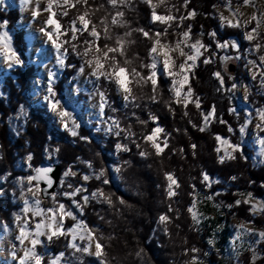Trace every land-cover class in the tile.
Returning <instances> with one entry per match:
<instances>
[{"label":"rangeland","instance_id":"1","mask_svg":"<svg viewBox=\"0 0 264 264\" xmlns=\"http://www.w3.org/2000/svg\"><path fill=\"white\" fill-rule=\"evenodd\" d=\"M171 1L172 0H164L163 4H159L158 0H153V3L157 4L155 9L156 12L160 14L158 11L164 10L167 14L177 16L178 8L175 5V7H172L173 5H170V3L172 4ZM92 2H94V4L100 3V5H103L105 8V4L101 2V0H92ZM227 2L228 0H219V4L214 8L212 18L216 20L217 30L210 28L207 34H201L200 39H197L203 44H205L203 41L205 38L212 41L208 44L210 46V50L206 52H204L203 49L201 50L203 55L197 59L196 67L188 73L189 81L184 86L182 92H187L189 87L193 92L191 79L201 59L211 56L213 61L218 62V65L221 68L220 73L224 78L223 88L220 89L230 96L231 103L228 112L229 115L235 117L234 122L237 124V128H235L227 123V125L231 126L233 129V131L229 133L234 136L238 130L239 141L238 143H235L230 137H224L220 134L218 135L229 140L233 144H239L243 149L244 155V149L251 151L253 154L248 156V158L253 165L258 167L264 164V146H262L259 142L260 139L264 138V131H261L256 127L257 124L261 123L259 119V110L264 109V101L259 100V98L264 99V87L260 86L259 77H257L256 80L252 79L250 73L252 66L248 65L247 62L249 60H257L258 62V56L264 54V48H261L259 53L250 52V49L256 41L249 42L244 39V33L250 31L256 26L255 21L248 23L247 27L232 28L228 26L226 21L222 22L220 20L221 13L225 17L231 18L230 12L226 8ZM254 2L256 4V8L251 6H241L243 4V0H231V7L233 9L239 7V12L243 14L241 17L242 24L249 21V18L252 16L253 12L257 10V8L259 9V12H264V0H254ZM34 6V3L23 4L22 0H2V2H0V12L8 13L9 10H17L19 12V20L13 28L9 27L8 21L0 19V23L5 21L7 22L6 27L0 28V32H8L11 37V47L20 55L24 62L23 66H10L4 59L3 55L0 54V101L4 103L6 108L9 107V110H11L10 116L6 119L8 126L5 135L6 137L3 141L5 142L4 145L2 144L0 136V242L4 241L7 246V253L0 256V264H19V259H13L12 253L15 252L17 258L22 257L24 247L30 246L27 241L25 242V245L22 246L16 239L19 234V227L24 222V220L17 221V217H24V219L28 221H32L33 219L39 221L40 219L39 217L33 218L31 212L25 216L22 209L24 208L25 199H28L30 202L34 200L32 194L28 192V188L36 187L38 185L34 180L31 184H29L27 178L34 176L35 169L43 160H46L51 164H59L62 167V176L60 181H64V186L61 187L59 182V186L55 194L56 200L59 203H64L67 207H72V202L68 197L60 195V193L71 191V189L68 188V184H72L74 187L83 185L88 189V181L82 180L84 175L93 177L89 180V182L93 180L96 184H100L98 186L96 185L97 187L92 189L91 192L95 191L97 188H103L106 194H112L114 205L115 203H119L118 201L120 199L117 198V191L120 190L121 192H126L128 185H144V187H147L149 183L150 187L155 186L156 192H151V196L153 198L151 199V202L153 203L154 200L155 206L159 208V212L161 213L157 220H155L150 239L154 238L159 241V245H161L164 241H170V244L173 245L170 249L173 250L174 241L171 240L168 235L169 223L162 224L159 221V217L162 214H166L164 212V207L168 206L169 199L167 198L165 191L167 181L165 176V182L164 180L162 182H159L161 180L156 181L158 178H155L156 175L159 174V171L155 168L154 164L163 163L162 166H165L164 163H177L178 159H180L179 163H185L186 154H184V150L183 152L178 150L179 146L182 143H185L184 134L181 132L180 128V119L175 116L172 109L168 106L169 103L167 97L161 98L159 93H156L157 100L155 102L150 98L145 97L148 103L152 101L150 109L153 107V109L155 108L158 110V113H153L152 111L147 112L145 108L141 107L142 104L137 102L136 105L138 106L129 104V106L125 108L124 102L116 91L114 85L108 84L103 79L96 81L94 77L90 76L91 69L86 65L83 73L79 71V68L84 65V58L76 53L75 59L78 61L79 67L76 69L72 77L69 78L68 88H66L63 92L56 90L58 97L63 98V102L67 105L69 110L74 111L77 121L80 123V128L78 129L79 135L77 137H72L70 133L63 129L55 116L48 110L44 100L45 86L49 71H55L57 73V80L55 84L56 89V86L64 76L67 67L60 68L56 65L54 51L50 44L46 42V38L43 37L40 32L42 21L47 18L48 13H43L40 17L33 19L32 10ZM109 6L113 12L107 10V14L104 15V17L108 18V21L111 20L112 15H114L116 11H122L124 13L122 18L118 17V19L123 22L124 26L114 25L115 27H118L119 30L118 32L113 33V37L116 35H123L125 32L131 31L132 35L128 37V39L133 40L136 32L134 29L137 28V24H141L146 20H148L150 24H153L151 22L152 9L149 5L144 3L143 0H127L124 5L119 6L118 8H113L111 5ZM40 7L41 9L46 7V0H41ZM6 9L7 11H5ZM169 9H171V13H169ZM53 10H56L55 6ZM194 17L190 19H193ZM63 18L65 17H62L58 12L57 19L61 22ZM178 21L181 26L183 22L180 20L170 23ZM69 24L70 23L62 25L68 26ZM187 29H182L180 32ZM227 29L238 31L240 38H222V33H224ZM156 30H158V28H156ZM22 31L26 34V54L19 49V46L16 44L17 42H15L18 37V33ZM259 31L262 36H264V21L261 22ZM180 32L173 30L168 32L166 36L161 37V39L162 41H175L179 38ZM212 32L217 33L216 39L235 40L240 47L239 53H237L231 45H229L227 49H217L213 38L210 36V33ZM190 35L191 40L189 43L195 42L196 38L192 31ZM61 39H68V37H62ZM102 42L103 44L113 43V41L107 40H103ZM83 47L84 45H82L80 49L78 48L77 52L82 51ZM184 50L185 52L190 51L188 48H185ZM225 55L232 57L239 55L240 59H231L225 62L221 59V57ZM69 58L70 55L68 53L66 64ZM183 59V57L176 59V64L179 65ZM30 66L35 67V75L31 79L28 91H22L20 87H18L17 83H14L15 90L14 88L10 89L8 79L12 78V80H14L12 71L18 69L25 71L27 67ZM161 79L165 81L167 91L169 92L171 98L175 101L174 93L171 91L172 80L161 76L158 81V86ZM227 82L231 84L229 85ZM233 84L237 85L236 89L234 91H228ZM149 87L151 88L150 83L144 85L143 89L145 94L150 97L152 95V91L149 93ZM97 88L105 91V94L112 103V107H105L103 116H101L100 109L98 107L99 97L96 95ZM195 98L197 97L193 92L192 99L195 100ZM12 105L15 106V110L11 109ZM113 108L116 110L113 111ZM232 109H235V112H233ZM33 115L38 116L36 119L38 120V124L32 123L34 130L37 129L34 133H37L38 139L43 135H45L46 139V145L44 150L41 152L40 159H38L35 151L33 150L32 142L27 138L21 137V134H25L27 132V128L31 125V122L34 121V119H31ZM152 116L157 118L159 126L164 129V132L160 133L159 139L161 141L167 139L168 141V147L165 148L163 154L160 156L155 155V150L150 146V143H145L143 139L144 136L151 133L152 129L149 130L150 126L153 125V128L156 126V122L151 119ZM109 117L118 119L122 128L130 127L131 131L135 133V136L132 139H128L125 138L124 133H121V135L117 137L108 132V125L111 123L108 119ZM216 119L215 109V118L210 119L209 124L205 129H208L211 124L216 121ZM141 121H146L147 123H141ZM249 121H251V123H249ZM241 126H246L244 134H241L239 131ZM83 130L85 133H88L83 135ZM81 136L88 137L90 142L80 139ZM78 138L80 139V142L76 141ZM118 143L127 145L130 151H118L116 149V144ZM137 143L140 144V148L136 147ZM175 145L177 150L168 154V149ZM161 146L163 147V144H161ZM217 148L220 149L218 152L219 158L223 156L226 151L231 152V149L227 144H221L218 141ZM57 149H59V151H57ZM181 149L182 148H180V150ZM145 150L150 153L147 158L139 155L141 151ZM237 153L239 152L233 153V155H236ZM29 157H31V159H29ZM125 161H130V164L125 163ZM225 161L229 160L226 159ZM89 164H91V167H89ZM69 168L76 172L77 175L74 177H64V172ZM116 168H120V172H116ZM101 169L106 170L105 176L109 179V184H102L103 178H101V180L95 179L93 174L98 173ZM144 172H147V175L149 176V178H145L146 181L141 178L142 175H145ZM166 172L173 173L177 178V174L174 172L168 170L164 171V173ZM210 178L219 182L212 183L210 187L206 182H203L205 187L203 191L202 189H196L195 195H193V202H195L196 205L195 210L198 214H200V222L198 224L194 223L198 228H206L210 231L208 243L209 241H212V243H209V251L206 255L208 256L213 252V250H215L219 254L234 260L238 264L239 256L246 251H250L253 257H256L255 261L258 260L261 258L259 244L264 241L260 239L258 234L264 231L255 226L253 223L242 222L237 220L234 216L229 215L226 207L221 206L213 199L212 196L205 193L204 191H210L213 185L220 183L219 178ZM140 181L143 183H139ZM38 186L41 189L40 185ZM178 189H176V191ZM90 193H81L80 196L76 197V199L79 200L82 195ZM248 194L249 193L246 192L239 194V200L241 203H243V201L247 198ZM207 197H211V199H207ZM252 197L253 202L264 201V199L254 197L253 195ZM39 199L41 200V208L48 209L54 207L52 196L49 200H47L49 203V206L47 207L42 204L43 200L41 192L39 194ZM62 200H64V202ZM93 202L100 203L93 199L86 205ZM86 205H84L82 214L75 208H73V211L77 213V220L82 221L87 228L91 229L87 222L81 219V216L84 215ZM247 205L250 206V204ZM121 206L124 207L125 204ZM250 213L253 217L264 216V213L261 212L253 214V212L250 211ZM66 219L67 218L64 220L65 229L71 227L66 226ZM242 224L250 231L241 229L239 226ZM29 227L34 230V225L32 223L29 224ZM165 228H167V233L165 232ZM95 229L98 231L100 230V227L97 225ZM63 237H68L67 247L70 249V252H62L64 254V258L61 261V264H99L97 258L92 255L74 252V250L69 247L71 237ZM41 239L44 243L42 245H38L36 250L44 257L42 264H50V261L59 256L61 253L55 255L49 246L50 241H48L45 237H41ZM76 243L83 246L84 244H87L88 241L85 240L81 242L77 239ZM160 254L165 256L162 252ZM194 254L198 255L199 253L196 252ZM192 255L193 254H181L180 256H177V260L180 262L179 264H191L193 257H197V264H209L205 258ZM169 256L170 253L167 254V257ZM47 258L48 262L45 263L44 260ZM90 258H93L96 261H88Z\"/></svg>","mask_w":264,"mask_h":264},{"label":"snow or ice","instance_id":"2","mask_svg":"<svg viewBox=\"0 0 264 264\" xmlns=\"http://www.w3.org/2000/svg\"><path fill=\"white\" fill-rule=\"evenodd\" d=\"M2 2V0H0ZM127 0H107V3L113 8H118L119 6L124 5ZM144 3L149 5L152 9L151 12V22L153 24L160 23L166 27L163 31L160 30H145L143 27L134 29L142 34V36L151 41V47L148 51L149 62L144 63L141 60L138 66H134L133 60L127 58L128 46L135 43V41L128 39L132 35L131 31L125 32L123 35H113L110 33L109 25H120L124 26L123 22L118 19L122 18L124 13L122 11H116L110 21L107 17H104L100 20L99 25L93 23L89 18L90 14H93L95 10L89 6V0H46V7L41 9L40 4L41 0H22L23 4H33L34 8L32 10V17L36 19L40 17L43 13H48L47 18L42 21V26L40 32L43 37L46 38V42L50 44L51 48L55 54L56 65L60 68L69 67L70 65L66 64L68 48L65 45H70L73 52H76L77 48L80 45L73 43L78 39V35H83L87 33V36L90 39H85L83 41V50L77 52V55L84 58V65L79 68L81 73L85 70V65L91 69L90 76L94 77L96 81L103 79L108 84L114 85L116 91L121 96L124 107H128L129 104L136 105L137 97L134 95V88L142 87L147 84H151L152 95L149 97L152 101L157 100V88L158 81L161 76L167 77L172 80L171 91L174 93L175 103L183 104L187 108L189 103H194L195 107L199 109L201 107L199 97L192 99L193 92L189 87L187 92H182L184 86L189 81L188 73L191 72L193 68L196 67V61L199 57L203 55L201 51L204 52L210 50V46L203 44L200 40L189 43L191 40V27L187 30L179 33V38L175 41H162L161 37L166 36L168 33V28L171 27V23L176 20L183 21L185 19H190L196 15L195 10L189 11L187 15H181L179 17L173 16L171 14L163 15L156 12L157 4L153 3V0H143ZM159 4H163L164 0H158ZM189 0H185L184 7L187 8ZM77 5H80L83 8V11L79 12L70 22L68 26L62 25L59 19H57V13L62 17H67L69 14V9L77 8ZM55 6L56 10H53ZM241 6H251L256 8L254 0H243ZM99 7H103L100 5ZM172 7H175L174 5ZM227 10L230 12L231 18L225 17L222 13L220 14V20L222 22H227L228 26L232 28L238 27H247V24L251 21L256 22V26L250 31L244 33V39L249 42L256 41L253 47L250 49V52L259 53L261 48H264V36L260 33L259 29L261 22L264 21V12H259V9L253 12L252 16L249 18V21L241 23L242 13L239 12V7L233 9L231 7V0H228L226 5ZM171 13V9L168 10ZM7 22L0 23V28L6 27ZM178 27L180 25L178 24ZM71 34V35H69ZM101 36L104 40L113 41V43L100 44ZM210 36L215 42L217 49H227L229 45L236 50L237 53L240 51L239 45L235 40H220L216 39L217 33L212 32ZM62 37H68V39H61ZM185 48L190 49L189 52H185ZM0 54L3 55L4 59L9 63V65H19L23 66V60L20 55L11 47V37L8 32H0ZM183 57V61L177 65L176 59ZM123 58V59H121ZM137 59H140L138 56ZM225 62L231 59H240V56L235 57L225 55L221 57ZM203 62L205 64L213 63V58L211 56L205 57ZM248 65H251L250 73L253 80H256L259 77V83L261 87H264V54L258 56L257 60H249ZM142 69H147L148 72L145 75ZM214 76L220 82V88H223L224 78L220 72L214 73ZM57 80V73L55 71H49L47 75V83L45 86V96L44 100L48 107V110L55 116L57 121L66 130L72 137H77L79 135L78 129L80 128V123L77 121V117L74 111L69 110L67 105L63 102V98L58 97V93L55 89V84ZM237 85L233 84L228 91H234ZM220 90V89H218ZM96 95L99 97L98 107L100 109V114L103 116L105 107H112L111 101L108 99L105 91L96 89ZM183 97V98H181ZM246 99V97H245ZM113 111L116 109L113 108ZM171 110V109H170ZM235 112V109H232ZM184 115H188L187 112ZM204 127H201L199 130L204 131L208 126L211 118H215V107L213 106L209 112L202 113ZM251 115V114H249ZM111 123L108 125L107 131L113 135L119 137L121 133L125 134V138L132 139L135 136V133L131 131V128H122L120 126V121L116 118H108ZM152 121L156 122V126L152 129L150 134H147L143 137L145 143H150V146L155 150V155L160 156L163 154L165 148L168 147L167 139L161 141L159 139L160 133L164 132V129L159 126L157 118L155 116L151 117ZM259 119L260 124H257L256 127L261 131H264V109L259 110ZM141 123H147L146 121H141ZM220 123L227 124V121L220 120ZM251 123V121H249ZM195 127V125H193ZM246 126H241L239 131L241 134H244ZM179 131V130H177ZM229 132H232L233 129L231 126L228 128ZM216 140L221 144H227L231 149V152H225L223 156L219 158L220 163H224L225 160H234L236 157L233 153L240 152L243 153V149L239 144H233L229 140L217 135ZM80 139L90 142L88 137L81 136ZM135 142V141H133ZM260 144L264 146V138L260 139ZM163 144V147L161 146ZM137 148H140V144H136ZM196 145L192 144L191 148L193 149V154H195ZM116 149L118 151H130L127 145L116 144ZM59 151V149H57ZM183 152V149L180 150ZM220 149L217 148V152ZM140 156L147 158L150 153L146 150L139 153ZM31 159V157H29ZM125 163L130 164V161H125ZM91 167V164H89ZM37 175L28 177V183L31 184L33 180H44L48 187L51 188L53 185V180L49 177V173L52 172L51 168H38L35 169ZM105 169H101L98 173H94V177L97 180L102 179V184H109L110 181L105 176ZM116 172H120V168L115 169ZM64 177L76 176L77 173L72 171L69 168L64 172ZM167 185L165 188L167 198L171 200L173 197L179 195L176 191L180 187V184L173 173L166 172L164 173ZM92 176L84 175L82 177L83 181H89L92 179ZM235 179V177H233ZM202 181L206 182L210 187L212 183H218L219 181H214L210 176L205 172L202 173ZM60 186H64V181H60ZM68 188L71 191H65L60 193L65 197H68L72 202V207H67L64 203H59L56 200V194L52 195V200L54 202V207L44 209L41 208V200L39 199V194L42 191L39 186L29 187L28 192L32 194L34 200L30 202L28 199L24 200V208L22 212L25 216L31 212L32 217H39V221L33 219L32 221L25 220L24 217L18 216L17 221L24 220V222L19 227V234L16 239L19 243L24 246L27 241V247L23 249V256L17 258L16 253H12L13 259H19V264H42L44 257L37 252V246L42 245L44 241L41 237H45L48 241H51L54 237L58 236H70L69 247L74 250L76 253L88 254L97 258L99 264H108L106 259L107 253L105 252V245L100 243V239L96 238L93 229L87 228L82 221L77 220V213L73 211V208L79 210V213H83L84 205L88 204L91 200H97L100 203H107L109 206H114L112 199V194H106L103 188H97L95 191L87 195H82L79 200L76 199L77 196H80L81 193H87L89 190L80 185L74 187L72 184H68ZM194 192L192 195H195V185H193ZM44 194L47 195V190L44 189ZM216 195H219L217 193ZM211 199V197H207ZM119 204L124 205L126 201L122 198L119 199ZM241 201H235V204L240 205ZM245 204H250V211L255 214L256 212L264 213V201H255L253 202L252 194L249 193L247 198L243 201ZM233 205H229L231 208ZM195 202L188 208V211L191 213L192 220L195 223L200 222V214L195 210ZM169 211H173L171 205H169ZM65 218H70L73 221H76L70 228L65 229L64 220ZM159 221L162 224H168L172 222V217L167 214H162L159 217ZM34 225V230L29 227V224ZM245 231H250L245 227V225L239 226ZM167 233V228H165ZM259 237L261 240H264V232H260ZM239 238V234H238ZM79 239L81 242L87 240L88 243L77 244L76 241ZM212 243V241H209ZM94 248V251H93ZM142 251V250H141ZM193 253L198 252V249H191ZM64 258V254L61 253L59 256L53 258L50 261V264H61V261ZM255 256L253 257V264L255 262ZM197 257H193L191 264H197Z\"/></svg>","mask_w":264,"mask_h":264},{"label":"trees","instance_id":"3","mask_svg":"<svg viewBox=\"0 0 264 264\" xmlns=\"http://www.w3.org/2000/svg\"><path fill=\"white\" fill-rule=\"evenodd\" d=\"M105 5L104 7H99V4H94L92 0H89V6L95 10L93 14H90V19L93 23L99 25L101 19L107 14V10L112 9L105 0H101ZM172 4L178 8L177 17L181 15H187L189 11L195 10L196 15L193 19H185L181 22L180 27L178 24L180 22L171 23V27L168 28V32L173 30L181 31L182 29H187L191 27V31L194 34L196 40L201 34H207L209 29L214 28L217 30L216 20L212 18L214 13V8L219 4V0H189L187 8L184 7L185 0H172ZM7 11V9L5 10ZM83 11L80 5L77 8L69 9V14L67 17L61 20L62 24L70 23L71 20ZM160 14H167L164 10H159ZM19 12L17 10H9L8 13L0 12V19L9 22V27L13 28L19 20ZM137 28L143 27L145 30H158L163 31L166 27L160 23L150 24L148 20L141 24H137ZM183 26V28H182ZM110 33L118 32L119 28L114 25H109ZM136 28V29H137ZM25 32L18 33L16 38V44L19 49L26 54L27 45L25 41ZM101 45H103V36H101ZM222 38H240L238 31L227 29L222 33ZM85 39H90L87 33L83 35L78 34L77 41L73 43L80 45L79 49L83 45ZM133 41L135 43L128 46L127 58L133 60L134 66H138L143 60L144 63L149 62L148 51L151 47V41L144 38L141 33L135 32ZM206 45L210 44L209 39L205 38L203 40ZM68 48V53L70 58L68 59L67 70L64 76L56 86V90L63 92L68 88V80L72 77L76 69L79 67L78 61L75 59L76 52L72 51L70 45H66ZM140 59H137L136 57ZM204 59L199 61V65L196 68L192 79L191 87L193 89L196 97H199L201 107L197 109L194 103L188 104L185 108L182 104L177 105L173 98L169 95L167 88L165 86V81L160 80L157 93L161 98L168 99L169 107L172 109L173 113L177 118L180 119L181 132L184 134V142L180 148L184 150L186 154L185 163H163L154 164L155 168L158 169L159 174L156 175V181L162 182L164 180V171H172L177 174V178L180 184V188L177 190L178 196L173 197L168 201V206L164 207V212L172 217V222L168 224V235L171 240L174 241V249L171 250L172 244L170 241H164L159 245V241L151 238L152 230L154 228L155 220L161 212L159 208L155 206V202H151L152 196L151 192L155 191V186L144 187V185H128L126 192L117 191V198H122L126 201L125 206H121L119 203H115L114 206H108L106 203H91L86 205L84 215L81 219L87 222V224L94 230L96 238L100 239V243L105 245V252L107 253L106 259L108 264H179L177 256L181 254H193L192 256H200L205 258L209 264H237L234 260L224 257L217 251L213 250L211 254L206 255L209 251V237L210 231L206 228H198L194 221L192 220L191 214L188 208L193 204L194 192L193 185L196 189H203L204 183L202 181V173H207L212 178H219L220 183L213 185L210 191H204L213 197V199L223 207H226L229 215L234 216L239 221L253 223L258 228L264 231V216L253 217L250 213V206L244 203L236 205L235 201L240 199V193H251L254 197L264 199V164L262 166L256 167L249 160L248 156L253 153L248 149H244L245 155L242 153H237L234 160L225 161L224 163L219 162V156L217 152V140L216 135L220 134L224 137H230L235 143L239 141V132L236 131L235 135L232 136L227 124L220 123V120L227 121L230 125L237 128V124L234 122L235 117L229 115L228 109L230 107V96L220 89L219 81L214 76V73L221 72V68L218 62L205 64ZM216 62V63H215ZM146 75L148 70L142 69ZM12 78H9L10 83L9 88H14V83H17L18 87L22 91L27 92L31 83V79L35 75V67H27L25 71L20 69L12 71ZM227 84H231L227 82ZM134 88V95H136L137 103L142 104V108L153 113H158V110L151 107V102H147L146 98H149L145 94L143 86ZM150 88V87H149ZM220 89V90H218ZM15 90V88H14ZM151 93V88L148 90ZM146 97V98H145ZM259 98V97H258ZM260 101L264 99L259 98ZM216 109V121L211 124L208 129L200 131L201 127H204L203 115L202 113H207L212 107ZM12 110H15V106L12 105ZM187 112L188 115H184ZM11 114L9 107L6 108L4 103L0 101V136L2 144L5 142V135L7 131L6 119ZM220 117V118H219ZM38 116L33 115L31 119V125L27 128V132L21 134V137L27 138L32 142L33 150L35 151L38 159H40L41 152L44 150L46 145L45 135L40 136L38 139L37 133H34L32 123L38 124L36 120ZM195 125V127L193 126ZM126 126V125H125ZM37 127V126H36ZM153 129V125L150 126L149 130ZM83 135L87 134L82 131ZM186 134V135H185ZM80 142V139H76ZM195 144L197 147L195 149V154H193V149L191 145ZM173 148V149H171ZM168 149L171 154L172 151L177 150L176 145ZM166 158V157H165ZM158 167H157V166ZM164 167V168H163ZM173 168V169H172ZM142 175L141 178H149L147 172ZM235 177V179H233ZM139 179V178H138ZM139 181V180H138ZM146 181V180H145ZM165 182V180H164ZM139 183H143L140 181ZM157 183V182H155ZM88 192L90 193L92 189L96 188L99 183L96 184L95 181H88ZM97 185V186H96ZM106 187V186H105ZM154 187V188H153ZM107 188V187H106ZM219 193V195H216ZM61 200V199H59ZM64 202V200H62ZM45 207L49 206L48 201H43L42 203ZM169 205H171L173 211H169ZM229 205H233L231 208ZM122 214V215H121ZM80 218V217H79ZM76 221L70 218L66 219V226L70 227L75 224ZM100 227V230H96V226ZM68 237L63 236L53 238L50 241V248L55 255L62 252H70L67 247ZM167 249H166V247ZM261 258L256 260L254 264H264V241L259 244ZM198 249V255H195L191 249ZM118 249V251H117ZM142 250V251H141ZM171 250V251H170ZM164 253L163 254L160 253ZM170 256L167 257V254ZM88 261L95 262L93 258L88 259ZM48 262V258L44 260ZM238 264H253V255L250 251H246L239 256Z\"/></svg>","mask_w":264,"mask_h":264},{"label":"water","instance_id":"4","mask_svg":"<svg viewBox=\"0 0 264 264\" xmlns=\"http://www.w3.org/2000/svg\"><path fill=\"white\" fill-rule=\"evenodd\" d=\"M51 168L52 172L49 173V177L53 180V185L51 188L48 187L47 183L44 180H34L36 184L40 185L41 187V197L43 201H47L50 199V197L56 193V190L59 186V182L62 176V167L59 164H51L46 160H43L41 163L38 164L37 168ZM37 173L35 171L34 176H36ZM44 189L47 190V195L44 194Z\"/></svg>","mask_w":264,"mask_h":264},{"label":"bare ground","instance_id":"5","mask_svg":"<svg viewBox=\"0 0 264 264\" xmlns=\"http://www.w3.org/2000/svg\"><path fill=\"white\" fill-rule=\"evenodd\" d=\"M6 239H7V238H6ZM6 239H4V240H6ZM6 248H7V246H6L5 242H4V241H1V242H0V256H1L2 254H6V253H7Z\"/></svg>","mask_w":264,"mask_h":264}]
</instances>
